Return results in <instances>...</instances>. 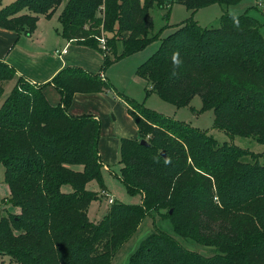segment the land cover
<instances>
[{
  "label": "trees",
  "instance_id": "obj_1",
  "mask_svg": "<svg viewBox=\"0 0 264 264\" xmlns=\"http://www.w3.org/2000/svg\"><path fill=\"white\" fill-rule=\"evenodd\" d=\"M240 1L168 4H183L194 13L216 2L231 6ZM63 2L15 0L0 8V27L32 34L39 16L51 18ZM165 2L66 0L59 15L61 34L99 50L108 67L158 39L161 31L152 33L150 9ZM103 33H112V52L99 44ZM177 52L182 65L174 77L172 56ZM136 74L148 82L147 95L154 92L177 107L188 106L199 95L200 111L213 110L214 127L264 143V35L257 17L225 12L219 27L185 20L161 37L159 48ZM11 81L15 85L6 93ZM51 82L62 95L58 105L48 101L41 85L0 60V163L10 189L7 201L20 208L19 213L0 217V253L10 257L8 264H110L145 215L162 208L168 210L177 234L214 246L218 254L205 257L170 234L151 233L128 264H264L260 154L221 143L205 130L118 95L139 133L137 138L121 139L120 179L129 194L142 196V203L113 202L105 217L93 222L88 208L99 193L87 185L95 180L104 186L101 125L93 115L71 114L69 106L76 92L115 87L98 73L71 66ZM246 156L252 161L244 160ZM65 185L71 191H63Z\"/></svg>",
  "mask_w": 264,
  "mask_h": 264
},
{
  "label": "rangeland",
  "instance_id": "obj_2",
  "mask_svg": "<svg viewBox=\"0 0 264 264\" xmlns=\"http://www.w3.org/2000/svg\"><path fill=\"white\" fill-rule=\"evenodd\" d=\"M15 0H0V8L6 7ZM144 1V0H143ZM171 0H166L164 6L155 4L150 13L154 21V28L152 33L161 31L158 39L150 42L144 49L127 56V58L120 59L121 61L109 68L113 70V74L116 80L122 86H116L118 91L114 90L117 97L126 96L134 99L135 101L143 104L147 108L162 113L165 116L197 127L200 130H205L209 134H212L219 142L234 143L254 153L260 154L258 156L259 162L264 164V143L254 139L253 137H245L240 135L230 136L225 131L214 127V113L212 109L200 111L202 107V99L199 95L195 96L188 106L177 107L174 104L165 101L158 94L152 92L147 95V85L143 79L135 77V72L138 66L147 60L160 46L161 37L167 35L176 29L178 24L185 20L193 19L198 24L204 27H219L221 24V16L225 13H249L258 18L260 22V31L264 35V0H241L237 4L226 6L223 3L216 2L207 7H203L195 11L194 13L189 10L185 5L180 3L168 4ZM66 0L58 7L54 15L50 20H41L42 25L51 26L53 30H62L61 23L58 21L59 13L63 10V6ZM249 2L252 4H249ZM238 9H242L238 10ZM104 7L98 12L99 17H103ZM106 40V53L112 52L111 44L108 42V38L112 36V33H103ZM99 41V40H98ZM118 42V41H117ZM100 43V41H99ZM101 44V43H100ZM119 46L122 48V43ZM129 75V76H128ZM16 81L8 83L5 87V92L8 93L15 85ZM113 82V83H112ZM112 84H115L112 81ZM120 98V97H119ZM122 100V110L118 115L106 114L105 118L95 116L100 121L101 133L99 149L100 153L107 165V168H102V175L104 186L100 187L97 181L90 182L88 189L94 190L99 193L98 199L91 202L88 208V216L93 222H100L110 210L112 203L108 201V196L101 194V189L108 188L113 195L114 202H122L129 205H139L142 203L140 195H131L128 193L125 185L120 179V143L122 138H137V129L131 114L128 111L127 104ZM123 111V112H122ZM251 156L244 157L246 161H252ZM5 168L0 163V217L14 213L17 209L16 206L9 203L7 198L10 196V189L5 181ZM63 191H71L70 185L63 186ZM111 197V196H110ZM151 233H166L170 234L186 249L194 252L201 253L205 257H211L218 254L217 249L214 246H205L197 243L193 239H188L177 234L169 221L167 209H156L148 212L144 219L141 221L138 229L133 236L124 242L119 250L115 253L111 259L110 264H128L129 259L137 248L140 242ZM10 257L0 253V264H8Z\"/></svg>",
  "mask_w": 264,
  "mask_h": 264
},
{
  "label": "crops",
  "instance_id": "obj_3",
  "mask_svg": "<svg viewBox=\"0 0 264 264\" xmlns=\"http://www.w3.org/2000/svg\"><path fill=\"white\" fill-rule=\"evenodd\" d=\"M249 4L251 3L249 2ZM238 10L243 11L242 9ZM24 12L28 11L25 10ZM240 13L241 12L232 14ZM54 15H56V13H54L51 18ZM42 18H44V20L51 19L41 14L39 16L37 28L32 34H19L15 30L0 27L1 61H4L12 66L19 76L26 78L31 83L41 85L46 98L53 105L61 103L62 95L51 80L60 70L68 66L80 67L86 71L98 73L102 77L110 80V82L114 81L115 84L113 85L115 90L118 91L116 86L119 87L122 85L118 82V80H116L117 78H115L113 74L114 69H110L109 72L107 71L111 67L114 68V66H119L117 64H121L119 63L121 60L112 63L108 67H104L105 57L99 50L75 39H66L62 36L60 31L55 32L51 26L42 25ZM58 21L60 22L59 17ZM65 47H67V51L61 55L54 52L56 49H64ZM117 50L121 51V47L118 46ZM135 77L143 79L147 82L146 79L137 75L136 72ZM121 103L122 100L115 95L114 90L94 93L76 92L73 96L72 103L69 106V112L73 115H96L97 117L103 119L106 114H111L113 116L118 115V113L122 110L123 104ZM135 125L137 134H139L136 122ZM100 156L105 165L104 167L107 168L101 153ZM89 184L90 182L87 185V189ZM105 191L113 197L108 188L105 187ZM19 212L20 208L17 207L14 213Z\"/></svg>",
  "mask_w": 264,
  "mask_h": 264
},
{
  "label": "built area",
  "instance_id": "obj_4",
  "mask_svg": "<svg viewBox=\"0 0 264 264\" xmlns=\"http://www.w3.org/2000/svg\"><path fill=\"white\" fill-rule=\"evenodd\" d=\"M98 40L100 41V46H101V48L104 50V49H106V40H105V37H104V35L101 37V38H98ZM67 51V47H65L64 49H56L54 52L56 53V54H58V55H61L62 53H65ZM102 193L103 194H105L106 196H109V198H108V201L110 202V203H113L114 202V199H113V197H110V195H109V193H107L106 191H105V189H103L102 190Z\"/></svg>",
  "mask_w": 264,
  "mask_h": 264
},
{
  "label": "clouds",
  "instance_id": "obj_5",
  "mask_svg": "<svg viewBox=\"0 0 264 264\" xmlns=\"http://www.w3.org/2000/svg\"><path fill=\"white\" fill-rule=\"evenodd\" d=\"M172 63H173V72L172 75L175 77L177 72L175 71L176 68H179L182 65V61L179 58V53H174L172 56Z\"/></svg>",
  "mask_w": 264,
  "mask_h": 264
},
{
  "label": "water",
  "instance_id": "obj_6",
  "mask_svg": "<svg viewBox=\"0 0 264 264\" xmlns=\"http://www.w3.org/2000/svg\"><path fill=\"white\" fill-rule=\"evenodd\" d=\"M142 143L147 144L148 142L146 140H142ZM162 154L165 157V152H162Z\"/></svg>",
  "mask_w": 264,
  "mask_h": 264
}]
</instances>
